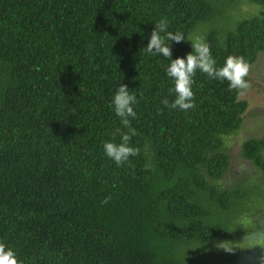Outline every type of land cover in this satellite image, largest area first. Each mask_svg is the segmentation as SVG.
Here are the masks:
<instances>
[{"label": "trees", "instance_id": "16d2710c", "mask_svg": "<svg viewBox=\"0 0 264 264\" xmlns=\"http://www.w3.org/2000/svg\"><path fill=\"white\" fill-rule=\"evenodd\" d=\"M262 54L264 0H0V264H252Z\"/></svg>", "mask_w": 264, "mask_h": 264}, {"label": "rangeland", "instance_id": "374dc122", "mask_svg": "<svg viewBox=\"0 0 264 264\" xmlns=\"http://www.w3.org/2000/svg\"><path fill=\"white\" fill-rule=\"evenodd\" d=\"M248 10L255 11L257 8L250 7ZM246 73L251 85L247 92L240 96V99L246 100L249 106L243 116L244 121L240 131L227 138L233 166L235 170L240 171L251 170L249 164L243 162L240 157L241 144L245 139L261 137L264 133V54L258 57L257 62L249 67ZM240 246L244 257L250 259L252 264H260L263 261L261 257H264V240L256 239L247 245Z\"/></svg>", "mask_w": 264, "mask_h": 264}]
</instances>
